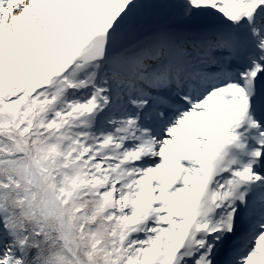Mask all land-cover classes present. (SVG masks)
I'll return each mask as SVG.
<instances>
[{
	"label": "rangeland",
	"instance_id": "1",
	"mask_svg": "<svg viewBox=\"0 0 264 264\" xmlns=\"http://www.w3.org/2000/svg\"><path fill=\"white\" fill-rule=\"evenodd\" d=\"M34 1L37 0H0L2 98L7 100L19 90L44 85L51 76L55 91L50 86H42L35 101L48 99L52 94L56 98L63 85L90 92V101L79 105L77 124L86 139L97 127L101 136L99 149L104 153H113L109 156L114 159L107 160L115 166L118 187L127 192L126 204L136 211V235L149 236L145 244L148 258L164 255L163 264H211L215 259L209 253H216L215 239L208 238L204 232L198 233L195 228L203 221H212L214 217L208 197L215 195V192H209L204 197L201 193V187L206 186L204 176L210 172H203L200 164L211 147L218 144L215 138L216 122H212L207 112L201 110L202 106L215 102L216 97L211 94L213 91L208 92L210 89L205 88V93L209 95L201 96L197 107H191L195 100L192 97H196L193 92L182 103V106L191 103L185 110L182 107L176 110L164 107L167 111L160 109L157 105L160 97L151 91L133 93L129 97L131 105L124 119L118 122L115 119V100L122 94V88L110 79L113 76L111 71L115 67L130 72L141 70V64L145 65L146 59L150 58L158 64L157 68L151 67L148 77V82L155 86L157 76L154 71L158 70L163 77V71L175 69L172 66L173 58L181 63L186 58L187 51L184 50L188 47L192 52L196 45L204 49V53H219L215 51L219 49L228 51L232 56H249L254 51L252 43H255L251 38L259 37L257 44L264 42V6L255 11L254 18L258 20V25L249 31L241 24L242 21H233L244 18L235 0H99L81 14L76 2L90 0H41L51 5L53 12L45 15L44 19L33 10ZM4 7L6 12L3 11ZM227 19L233 25H239L238 30L247 32L245 40L240 38L237 30L223 23ZM32 30L44 32L45 40L38 53L39 59H34L35 62L20 58L12 67L4 60V53L10 47L20 46L18 36ZM254 34L258 37H253ZM163 39L173 41L177 54L168 45L161 47L160 41ZM198 55L199 51L193 56L198 58ZM149 66L148 63L144 70L150 69ZM194 67L188 65L185 69ZM13 73L18 75V87L11 84ZM175 80L172 76L173 84ZM231 85L239 90L237 84ZM146 96L151 100L144 99ZM63 98L64 94L59 97ZM222 104L231 106L232 101L224 100ZM144 106L149 113L140 121L143 114L137 113ZM233 112L231 108L228 112L215 111V115L230 118ZM255 139L264 145V134L255 135ZM254 140L249 148L264 152L260 151L264 147L258 148V142ZM124 149L126 152L121 155ZM221 152L220 164L215 167L213 178L227 163L225 151ZM241 167L234 168L241 170ZM259 173L253 170L254 178L264 180ZM217 185L218 190H223L221 181ZM202 199L203 210L195 205ZM196 210L200 214L194 218ZM256 210L255 217L252 216L255 229L253 239L247 248L242 247L237 251L232 257L233 261L227 264H264V199L261 196ZM214 227L215 224H212V231ZM15 260L11 251L0 262L12 264Z\"/></svg>",
	"mask_w": 264,
	"mask_h": 264
},
{
	"label": "trees",
	"instance_id": "2",
	"mask_svg": "<svg viewBox=\"0 0 264 264\" xmlns=\"http://www.w3.org/2000/svg\"><path fill=\"white\" fill-rule=\"evenodd\" d=\"M43 38L32 30L21 43L34 53ZM19 57L13 50L6 59ZM59 91L67 99L58 103L59 94L34 102L35 90L0 97V259L13 251L12 264H160L163 257L147 260L149 236L136 235V214L103 160L98 134L82 137L79 97Z\"/></svg>",
	"mask_w": 264,
	"mask_h": 264
},
{
	"label": "bare ground",
	"instance_id": "3",
	"mask_svg": "<svg viewBox=\"0 0 264 264\" xmlns=\"http://www.w3.org/2000/svg\"><path fill=\"white\" fill-rule=\"evenodd\" d=\"M19 1L24 2V0H19ZM53 1H55V0H53ZM219 1H221V0H219ZM237 1L241 2L242 4H245V6H250V9L253 10V9L258 7V5L261 3V1H264V0H237ZM263 5H264V3H263ZM34 7L35 8H33V10H35L37 13L41 14L40 16L43 19H44L45 15L53 14L51 5H48V3L44 2V1H41V0L34 1ZM3 11L6 12V7L3 8ZM54 13L56 14L55 8H54ZM163 41H164L165 45H170L173 42L172 40H166V41L163 40ZM160 42H162V41H160ZM169 48L174 53H176V49L173 47V45L170 46ZM206 60L210 61V59H206ZM186 66H188V63L186 61H184L183 62V68H185ZM230 86H232V85H230ZM231 89L234 90V88H231ZM242 96H243V93L240 95L234 96L233 101H235V102L238 101L239 97H242ZM214 107L218 111H224L226 109V107L222 106L221 101L214 104ZM233 108H234V112L232 114V116H233L232 119L240 120L241 119V112L239 110V107L234 106ZM229 111H230V109H229ZM251 127L252 126H250V128ZM227 133H231V131L229 129H226L223 125L222 126L220 125V126H217V128H216V133H215L216 136L215 137L218 140V144L221 143L222 145H225L224 146L225 151H227V153H228V156H226V157L230 156L229 159H231L233 165L246 166L247 163L249 162L248 163L249 167L244 168V170L248 173H250L253 168H255V170L264 169V155L261 158V160H258L256 153H253V152L251 153V152L246 151V148H248L247 146L244 149L243 148L240 149L241 150V152L239 151L240 153H237L235 149L228 146L227 141L224 138L225 134H227ZM244 138L239 137V136H233V140H234L233 144L236 146V144L238 142H241V140H243ZM234 145H233V147H234ZM214 153H217V148H213V150L211 152H209L205 158L202 159V162H200V164L202 165V171L203 172L206 173L208 171H211L209 169V166L211 165V163H209V161L212 160L213 156H214L213 160L219 159V157ZM248 155L252 156V159L250 161H247V158L249 157ZM202 195H205V193H202ZM197 214H199V213H197ZM215 222H217V221L215 220L214 223ZM224 262H226V261H224Z\"/></svg>",
	"mask_w": 264,
	"mask_h": 264
}]
</instances>
